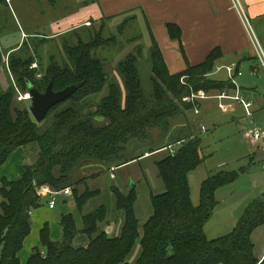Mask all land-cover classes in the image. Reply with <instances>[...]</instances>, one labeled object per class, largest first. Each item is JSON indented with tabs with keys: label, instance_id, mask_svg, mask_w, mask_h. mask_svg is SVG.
Here are the masks:
<instances>
[{
	"label": "trees",
	"instance_id": "1",
	"mask_svg": "<svg viewBox=\"0 0 264 264\" xmlns=\"http://www.w3.org/2000/svg\"><path fill=\"white\" fill-rule=\"evenodd\" d=\"M131 20L118 28L119 33ZM101 27L100 33L86 38L88 42L78 36L76 45L65 48L68 62L60 65L51 61L42 80H37L35 70H31L34 59L28 56V46L18 50H23L21 55L15 56V52L9 56V67L24 93L29 92V84L40 92H45L50 83L55 91L77 84L81 87L68 100L52 108L41 124L28 108L13 106L14 88L3 91L0 87V169L21 147L25 150L26 163L25 173L18 181L4 179L0 187V264H23L19 253L31 233V213L43 207V201L48 198L38 194L46 185L56 191L72 190L83 227L78 228L74 215H63L62 238L54 241L49 226L45 225L41 231V248L33 250L26 264H258L251 236L264 225V197L249 204L228 235L209 239L205 233V225L219 204L217 191L236 182L239 173L221 171L210 176L201 186L200 205L194 206L189 174L204 162L199 137L179 138L175 154L169 153L156 163L164 189L151 194L152 214L143 226L136 216L135 189L124 193L112 188L116 212L122 216L118 236L112 237L103 229L104 224L111 223L105 205L87 212L99 191L78 190L79 184H87V178L74 181V173L83 162L119 167L143 158L146 153H156L166 147L149 149L129 160L122 155L134 140H147L149 129L159 127L164 132L170 131L172 120L194 108L183 100L191 92L210 94L234 87L230 81L210 78L216 61L222 57L220 49L212 51L204 63L171 74L152 37L150 95L143 91L139 64L142 57L131 53L119 66L125 94L110 85L108 95L94 113L105 117L108 125L96 126L88 119L89 115L76 108L55 114L49 122L50 116L65 103L77 102L79 108H86L89 100L85 98L100 94L106 86L108 77L96 50L110 40L102 37L106 24ZM167 28L172 38L180 39L177 26L169 24ZM77 35L81 34L77 32ZM40 41L39 46L45 43ZM182 77L187 79L186 85L180 84ZM36 147L38 158L33 161L31 153ZM30 158L33 165L27 163Z\"/></svg>",
	"mask_w": 264,
	"mask_h": 264
},
{
	"label": "rangeland",
	"instance_id": "2",
	"mask_svg": "<svg viewBox=\"0 0 264 264\" xmlns=\"http://www.w3.org/2000/svg\"><path fill=\"white\" fill-rule=\"evenodd\" d=\"M50 1L52 2V0ZM70 1L71 0H54V13L58 15V17H61L62 14H69L73 12L75 8H77L79 11L81 10L79 5L75 6ZM38 3L39 4L31 3V12L35 13L33 21L30 25L31 30L45 26L50 19V17H39L41 10L40 7H44L46 4L42 0H39ZM129 18H134V15H129L120 21H109L107 19H103L98 23H93V25L88 23V26L83 29H77L56 37L47 36L42 34V32L36 31H32L30 36L27 34V39L25 42H23V45H21V49H24V47L26 48L27 46L29 47L30 53L28 56H31L34 59V63L31 65V70H35L37 80H42L51 61L58 62L60 65L68 62L65 48L70 45H76L78 43V36L83 40L85 39V42H88L86 38H89L90 34L93 36L100 33L102 24H106V28L104 27V33L102 37L105 40H110V43L105 44L96 50V56L103 62V71L108 77L106 86L100 94H95L85 98L86 101L89 100L90 103H88L89 105L87 104L86 108H79V104L77 102L65 103L50 116L49 122L53 120L55 114H58L69 108H76L80 109V111L82 110L83 114L89 115L90 117H88V119L91 120L96 126L104 127L108 125L109 121L105 117L101 115H95L94 113L97 111V106L101 103L102 99L108 95V87L110 85L117 86L122 94H125L126 89L119 70V66L120 63L125 61L127 56L131 53H134L137 56L141 55L142 57L139 64L143 91L145 92L146 96L150 95V78L153 75L151 72L150 62L151 44L146 41L145 31L139 22L141 20L133 19L132 21H129V24L122 34L119 33L118 28L127 20H129ZM19 20L21 21V24H24V21L21 17ZM0 27L5 29L12 28V30L15 31L17 30L15 22H6L1 20V18ZM52 30L55 32L58 30V28L52 27ZM75 32L76 34L79 32L81 35L76 36ZM83 34H86V36L84 37ZM38 40L45 41V43L39 46ZM22 51L23 50L17 51L15 56L21 55ZM9 62L10 61L8 59L5 67L0 68V87L3 89V91H8L11 88H14L16 94L14 97L15 102L13 106L17 108L26 107L30 112V107L32 104L31 99L22 101L19 99L21 94L27 95L29 93L22 92V89L17 85L14 75L9 67ZM34 64H37V68L35 69H33ZM186 81L187 79L182 77L180 79V84L186 85ZM192 94L197 93L191 92V94L185 96L183 100L194 105V108L186 111V114L183 115V117L181 116L178 119L172 120V128L170 131L168 130L164 132L163 128L159 127L155 129H149V138L147 140L141 142H135L134 140L130 145L127 146L126 151L122 152V155L124 158L129 160L137 156L139 153H145L149 149H156L162 146L166 148L156 153H146L143 158L134 160L119 167L117 165L112 166L99 162L87 161L83 162L76 169L74 173V181H78L81 178H87V184L81 183L77 186L81 193L85 191V189L99 191V194L92 201H90L87 207V212L93 211L102 205H105L108 208V220L111 223L104 224L103 229L110 236H118L121 232L120 230L122 224V216L121 214L117 213L115 209V196L112 192V188L117 187L124 193H128L131 189L136 190V194L138 195L136 216L140 222V226H143L152 214L150 199L151 194H158L162 189H164L163 182L158 174L156 163L163 160L164 157L168 156L169 153L172 154V150L177 149L178 146L176 142L179 138L195 136L201 139V154L204 157V162L193 171L194 173L191 172L192 174L190 176L194 201H196L195 195L199 193V189L196 190L197 180L193 179L195 175L197 176L200 174L203 176H209L217 173L218 171H237L239 173V177L236 182L219 189L216 193V199L219 202L218 207L211 219L205 225V233L210 239L230 233L233 227L239 221L248 204L256 198L264 197V175L260 173V157L256 156L252 159L250 158V155L248 156L252 146L246 141V139H244V137H242V133L238 132L234 128V126L238 125V123H233L234 125H229L230 127L222 128L218 126L216 129L212 128L208 119L206 118V115L209 112L208 106H211L216 102L214 103L213 101H206L203 103V105L201 104V114L196 115L194 113L195 108L199 107V104L203 102V100L197 104L193 103L191 101ZM124 103L125 102H122L123 105ZM213 110L221 120L220 110L215 108ZM230 124L232 123L230 122ZM202 125L207 127L208 131L206 133L202 132ZM19 149L23 150L24 159L25 150L22 147ZM33 150L35 151L31 153V157H33V161H36L38 158V148L36 147V149ZM15 151L13 153H15ZM32 160L30 158L27 163L33 165L34 163H32ZM22 161L23 166L25 167L26 163L24 160ZM112 175H114V178ZM4 179L9 182H15L10 181L6 176H4L0 179V187L2 186ZM134 184L137 186L132 188V185ZM43 189H47L48 191H45L44 195H40L39 193ZM52 191L56 190L51 189L47 185L41 187L40 190H38L39 196L42 198L48 197L43 201V207H48L47 203L50 199L49 195ZM72 196H67L64 193H61L55 197L57 200V205L56 210L54 209L53 212L55 213L56 223L60 229L61 217L68 214L75 216L79 229H82L83 227L81 215L78 212ZM64 201H67V204H64ZM255 234V240L259 241L257 245L262 249L261 251L263 254L264 227L259 229ZM258 264H260V260Z\"/></svg>",
	"mask_w": 264,
	"mask_h": 264
},
{
	"label": "crops",
	"instance_id": "3",
	"mask_svg": "<svg viewBox=\"0 0 264 264\" xmlns=\"http://www.w3.org/2000/svg\"><path fill=\"white\" fill-rule=\"evenodd\" d=\"M38 1L15 0L14 12L6 6L0 7L1 20L13 21L17 28L15 31L12 28L0 27V68L5 66L9 56L17 52L27 39L22 37L23 33L30 36L32 31H36L56 37L77 29H83L88 26V23L93 25V23L109 18L112 19L109 21H120L129 15H134V18L129 19L141 20L139 22L145 31L146 41L151 45L152 37H154L171 74H179L184 72L188 66L204 63L209 54L216 49H220L222 57L216 61L215 70L210 78L230 81L225 68L233 64L238 66L243 74L242 76L235 75L236 85L232 83L234 87L208 94L210 98L203 100V102L200 101V114L203 103L206 101L216 102L208 106L209 112L206 118L210 126L216 129L218 126L224 128L234 125L233 123H238L234 128L242 133V137L252 146L248 156L250 155L252 159L259 156L262 164L264 152L252 145L245 134L255 128H264V70L258 58V46L253 39V37L256 38L257 44L264 52V0H71L70 2L75 6L79 5L81 10L75 8L73 12L62 14L61 17L54 13V0L52 2L42 0L46 5L40 7L39 17H50V19L45 26L31 30L30 25L35 14L31 12V3L39 4ZM20 17L24 24H21ZM169 24L180 29V39H174L170 36L167 28ZM250 26L254 33L253 37ZM52 27L58 28V30L54 32ZM223 92L232 97L239 94L246 101L252 102V117L246 116L240 102L233 99L223 100V108H220L216 96ZM212 108L220 110L221 120ZM262 142L264 144V141ZM22 160H24L23 150L19 149L9 157L7 163L1 168L0 179L6 176L10 181L19 180L25 173ZM260 169V173L264 175L262 168ZM219 172L221 171L217 173ZM191 174H189L190 187ZM212 175L203 176L199 174L194 176L193 179L197 180L196 190L199 189V193L195 195L196 201H194L191 188L194 206L200 205L201 186ZM63 203L67 204V201ZM31 217L33 221L31 233L19 253V259L23 264L28 262L34 249L41 248V231L45 225L49 226L52 240L58 241L62 235V231L56 223L55 213L47 206L33 211ZM263 227L264 225L256 229L251 236L254 254L260 260V264L264 259V252L262 254V249L257 245L259 241L255 240V233Z\"/></svg>",
	"mask_w": 264,
	"mask_h": 264
},
{
	"label": "built area",
	"instance_id": "4",
	"mask_svg": "<svg viewBox=\"0 0 264 264\" xmlns=\"http://www.w3.org/2000/svg\"><path fill=\"white\" fill-rule=\"evenodd\" d=\"M15 0H0V7L1 6H6L7 8H9L11 11H13V4H14ZM244 14V12H243ZM246 19V17H245ZM247 21V19H246ZM250 32L252 34V37L254 35L253 31H252V28L250 26ZM23 38H27V36L23 33L22 35ZM254 41H255V44L258 46V58H259V61H260V64H261V67L263 68L264 70V52L261 50L260 46L257 44V40L256 38H254ZM37 68V64H34L33 65V69ZM228 76H229V80L234 84L236 85V82H235V75L237 76H242V72H240L238 66L236 64H233L231 66H228L225 68ZM256 73V72H254ZM207 98H210L208 94H204V93H197V94H192V97H191V101L193 103H199L200 101L202 100H205ZM19 99L22 101V100H30V95L27 94V95H20ZM216 99L219 101V107L220 108H223V103L222 101L223 100H227V99H233V100H236L238 102H240V104L243 106L244 110H245V113H246V116L248 117H252V107H253V103L252 102H248L246 101L243 97H241L239 94L235 95V96H228V94L226 92H223L221 94H219L218 96H216ZM195 114H200V109L199 107H196L195 108ZM201 129H202V132L203 133H206L208 131L207 127L202 125L201 126ZM245 137L247 138V140L252 144L254 145L256 148H259L261 149L263 152H264V144L262 141H264V128H255V129H252V130H249L248 132H246L245 134ZM172 154L174 155L175 154V150H172L171 151ZM261 168L264 172V161L262 162L261 164ZM113 178H114V175H112ZM263 184H264V181H263ZM45 191H48L47 189H43L39 194L40 195H44L45 194ZM61 193H64L65 195L67 196H72L73 195V192L70 188H66L62 191H52L49 195V201H48V208L50 210H54L56 208V205H57V200H56V196H58L59 194Z\"/></svg>",
	"mask_w": 264,
	"mask_h": 264
},
{
	"label": "water",
	"instance_id": "5",
	"mask_svg": "<svg viewBox=\"0 0 264 264\" xmlns=\"http://www.w3.org/2000/svg\"><path fill=\"white\" fill-rule=\"evenodd\" d=\"M80 84L73 85L61 91H55L50 83L45 92H40L29 84V95L31 98L30 113L38 124H41L47 117L49 111L60 103L68 100L79 88ZM137 185H132L135 188Z\"/></svg>",
	"mask_w": 264,
	"mask_h": 264
}]
</instances>
